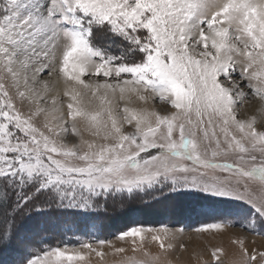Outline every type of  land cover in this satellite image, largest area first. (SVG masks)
Listing matches in <instances>:
<instances>
[{
	"label": "snow or ice",
	"instance_id": "6c2138e0",
	"mask_svg": "<svg viewBox=\"0 0 264 264\" xmlns=\"http://www.w3.org/2000/svg\"><path fill=\"white\" fill-rule=\"evenodd\" d=\"M69 133L79 142L66 143ZM185 192L240 203L195 231L239 225L264 236V0H0V252L17 249L11 264L104 255L90 241L24 235L34 215ZM118 238L150 258L127 264H158L149 238L175 248L166 225ZM232 243L231 264H264L246 236ZM223 251L204 264H222Z\"/></svg>",
	"mask_w": 264,
	"mask_h": 264
},
{
	"label": "rangeland",
	"instance_id": "374dc122",
	"mask_svg": "<svg viewBox=\"0 0 264 264\" xmlns=\"http://www.w3.org/2000/svg\"><path fill=\"white\" fill-rule=\"evenodd\" d=\"M239 71L240 69L237 68L236 73L233 75V78L237 81H240ZM85 79L95 78L85 77ZM240 83L241 87L248 92L249 89L245 86L247 82L240 81ZM249 98L252 100V105L257 103V101L254 98H251V96ZM61 101L64 105L63 110L66 114V104L68 103V98L61 96ZM120 106L122 107V103ZM156 107L158 109L167 108L166 105L159 102H157ZM250 108L251 106L246 104L244 108H242V111L245 109L250 110ZM24 111L27 112L26 106H24ZM79 126L83 128V124ZM125 130L131 131L132 129L125 126ZM84 136L86 139H91L87 133H84ZM64 139L68 144L79 142V139L72 136L71 133H69V135ZM151 151L154 154L155 150ZM218 174L227 175L226 173ZM124 195L126 197L128 196L126 193H124ZM119 196L122 195L119 194ZM109 197L106 201L107 207H104L105 201L102 204L101 202L99 203V206L102 207L103 211L106 210V214L103 216V219L99 220L101 222V226L103 228L106 227L105 237L103 239L80 238V242L90 241L93 243V247L104 253L102 258L97 257L93 253L90 258V264H127L128 257L132 256H134L137 260L150 259L149 257H145L140 251L134 253L132 251L130 239L122 241L118 238L119 233L133 226L159 228L162 225H166L172 229L174 238L170 242L175 245L174 250L162 252L159 248V244L152 242L150 238L145 242L144 246L148 249V251H150L153 255H160V261L158 264H166L168 261H170L171 264H204V261L212 260L211 251L215 247H220L224 250L221 256L222 264H231V261L239 259L238 246L232 243V240L236 235L246 236L247 246L250 249L256 248L258 250H264V236L248 232L239 225L229 227L227 230L223 231H195V229L200 228L204 224L215 222L219 214L224 209H235L239 207L240 203L238 201L225 203L223 202V198L211 197L207 194L198 192H185L182 194L171 193L165 197L152 198L138 194L136 197L135 195L133 197H129V200L126 198L125 201H120L119 203L117 202L118 204L110 203L117 201L118 199H112ZM39 222V218H33V220L31 219L29 221L30 226H27L28 231L33 229L36 231L44 229V227H38V224H40ZM47 224L48 223H46V225ZM66 226L61 223L59 226L65 231V239L69 237V234L67 235L66 233V231L69 230V227L68 225ZM181 229L183 231H180ZM70 231L71 230H69V232ZM33 232H31V234H33ZM38 234L40 237H37V239L39 238V240L43 236H46L45 233ZM98 240H105L109 243L99 245L97 243ZM253 241L254 243H252ZM80 242L72 241L59 245L63 247L67 244L69 247H72L79 246ZM168 242L169 241L167 240L165 241V243ZM181 244L185 246L183 249L180 247ZM116 248H124L125 251L116 252ZM16 255L17 249L0 252V264H11V261Z\"/></svg>",
	"mask_w": 264,
	"mask_h": 264
},
{
	"label": "trees",
	"instance_id": "16d2710c",
	"mask_svg": "<svg viewBox=\"0 0 264 264\" xmlns=\"http://www.w3.org/2000/svg\"><path fill=\"white\" fill-rule=\"evenodd\" d=\"M124 195V194H120ZM142 195V194H141ZM111 197L109 198H117V201H113L110 203L116 204L117 202L119 203L120 201H125L127 198L129 200V197L133 196H119V194H115L114 196L110 195ZM138 196V194H135V197ZM143 196V195H142ZM101 204L104 202L103 199L99 201ZM117 203V204H118ZM106 211V210H105ZM105 211H103L101 206L94 207L91 210H85V211H70L67 214L64 215H57V214H44V215H34L31 219L33 218H39L40 219V224H38V227H44V229H40L39 231L36 230H29L27 226H30L29 220H26L23 228H22V233L26 236H33L34 238L37 239V237H40L38 233H45L46 236H43L41 239L45 241V246L47 245H52L56 246L62 243H69L72 241L75 242H80V238L84 239H103L105 237V228L101 226V222L99 220L103 219V216L106 214ZM46 223H48L46 225ZM60 223L64 224L65 226L68 225V229L71 230L69 232L66 231L67 235L69 234V237L65 239V231L60 228ZM67 227V226H66ZM71 227V229H70ZM34 231V232H33ZM29 232V233H27ZM33 232V234H31ZM71 235V237H70ZM39 239V238H38ZM40 239V240H41ZM48 239V240H47ZM70 239V240H69ZM83 239V240H84Z\"/></svg>",
	"mask_w": 264,
	"mask_h": 264
}]
</instances>
